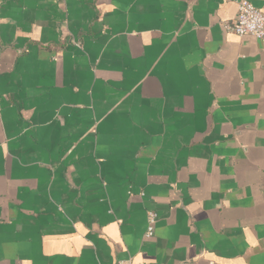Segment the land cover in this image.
Here are the masks:
<instances>
[{
  "label": "crops",
  "instance_id": "1",
  "mask_svg": "<svg viewBox=\"0 0 264 264\" xmlns=\"http://www.w3.org/2000/svg\"><path fill=\"white\" fill-rule=\"evenodd\" d=\"M239 1L0 0V264H264Z\"/></svg>",
  "mask_w": 264,
  "mask_h": 264
},
{
  "label": "built area",
  "instance_id": "2",
  "mask_svg": "<svg viewBox=\"0 0 264 264\" xmlns=\"http://www.w3.org/2000/svg\"><path fill=\"white\" fill-rule=\"evenodd\" d=\"M226 29L240 37L253 36L264 39V13L256 8L250 1L241 0L238 2V14L236 19L226 24ZM157 214L149 212L147 237L155 233ZM120 264H133L132 262H121Z\"/></svg>",
  "mask_w": 264,
  "mask_h": 264
}]
</instances>
